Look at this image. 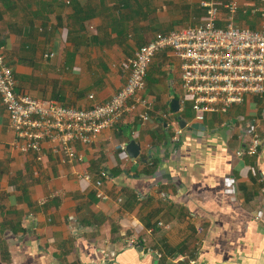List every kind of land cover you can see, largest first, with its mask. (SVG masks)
Instances as JSON below:
<instances>
[{"label":"crops","instance_id":"crops-1","mask_svg":"<svg viewBox=\"0 0 264 264\" xmlns=\"http://www.w3.org/2000/svg\"><path fill=\"white\" fill-rule=\"evenodd\" d=\"M202 1L0 0V49L18 93L88 108L125 84L142 44L203 23ZM236 1V23L260 28V0ZM181 87L180 60L159 51L143 93L154 102L150 120L126 112L92 142L77 143L83 162L53 154L47 142L41 159L19 150L0 96V264H264V221L255 219L264 204V95L199 123L189 97L172 111ZM163 113L186 122L178 121L180 140ZM250 125L262 144L241 157ZM131 140L140 144L138 158L117 147ZM101 170L107 199L80 177ZM134 237L141 247L129 244Z\"/></svg>","mask_w":264,"mask_h":264},{"label":"built area","instance_id":"built-area-1","mask_svg":"<svg viewBox=\"0 0 264 264\" xmlns=\"http://www.w3.org/2000/svg\"><path fill=\"white\" fill-rule=\"evenodd\" d=\"M206 10L201 24L185 26L170 32L157 33L142 44L129 62V75L125 84L107 101L88 108L64 105L54 99L34 98L16 91L14 71L0 49V96L8 112L10 127L15 132V146L22 152H33L41 159L46 155L47 142L53 154L62 153L70 162H83V153L77 143L92 142L106 128H113L128 111L137 112L142 122L151 118L154 102L144 96L151 64L159 51L170 50L180 60L181 81L184 96L181 108L191 99L196 122H204L211 113H228L234 106L245 102L248 96L264 95V0L256 11L261 16L258 29L242 27L235 21L239 4L236 0L219 5L213 0L202 1ZM226 12V25H221L222 12ZM54 54H46V56ZM94 98L93 94L89 95ZM162 118L174 126V140H180L183 129L169 113ZM249 143L237 151L238 156H254L259 153L262 137L256 127L250 125ZM126 142L117 145L126 150ZM136 162V161H135ZM137 163V162H136ZM105 170L93 177L83 172L80 177L92 181L97 196L107 199ZM264 191V189H263ZM255 219L264 221V204L256 211ZM139 240L131 238L134 246ZM156 258L164 253L152 246L145 247ZM106 256L108 252L101 249ZM186 263L194 259L186 254Z\"/></svg>","mask_w":264,"mask_h":264},{"label":"water","instance_id":"water-1","mask_svg":"<svg viewBox=\"0 0 264 264\" xmlns=\"http://www.w3.org/2000/svg\"><path fill=\"white\" fill-rule=\"evenodd\" d=\"M171 108H172V111L174 113L180 112V100L177 98H174L171 101ZM178 121H179V125L182 128L186 127V122L182 119V117L179 116ZM200 126H201V124H199V123L192 125V127H194V128H199ZM126 151L128 152V154L132 158H138L140 155V152H141L140 144L135 140H131L126 145ZM140 244H141V242H138L137 246L141 247Z\"/></svg>","mask_w":264,"mask_h":264}]
</instances>
